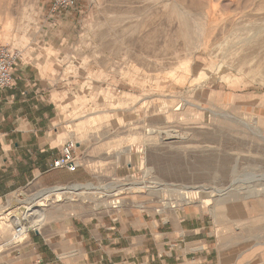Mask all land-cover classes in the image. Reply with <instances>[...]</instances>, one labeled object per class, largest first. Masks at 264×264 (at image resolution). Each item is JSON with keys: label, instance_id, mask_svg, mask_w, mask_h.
Masks as SVG:
<instances>
[{"label": "rangeland", "instance_id": "1", "mask_svg": "<svg viewBox=\"0 0 264 264\" xmlns=\"http://www.w3.org/2000/svg\"><path fill=\"white\" fill-rule=\"evenodd\" d=\"M50 1L0 0V43L59 69L78 164L104 150V170L44 189L69 192L44 201L33 229L75 206L193 209L219 234L220 264H264V0H80L71 27L52 21ZM157 184L203 193L165 207ZM42 191L0 199V264L9 215Z\"/></svg>", "mask_w": 264, "mask_h": 264}, {"label": "crops", "instance_id": "2", "mask_svg": "<svg viewBox=\"0 0 264 264\" xmlns=\"http://www.w3.org/2000/svg\"><path fill=\"white\" fill-rule=\"evenodd\" d=\"M76 8L52 21L71 27L79 15ZM23 56L12 69L13 84L0 88L1 200L29 185L43 193L61 183L92 179L98 162L104 170V150L95 155L86 148L82 155L88 158L75 171L51 168L67 137L76 132L60 117L59 69L55 72L28 52ZM72 208L69 215H52L39 230L8 244L4 264H220L219 234L207 214Z\"/></svg>", "mask_w": 264, "mask_h": 264}, {"label": "bare ground", "instance_id": "3", "mask_svg": "<svg viewBox=\"0 0 264 264\" xmlns=\"http://www.w3.org/2000/svg\"><path fill=\"white\" fill-rule=\"evenodd\" d=\"M186 102L188 103V101ZM164 131L161 133H164ZM167 131L168 130H166V133H168ZM228 188H225V189L223 188L222 190L213 189V190H210V192L208 191L207 194L209 195V197H212L213 195L224 196L226 193H228L231 190L230 188L229 189ZM151 191L162 193V197H163L162 205L165 207L171 203V200H178L184 203L192 202L194 198L198 197L199 194L203 193L202 190H197V188H183V187L174 188L170 185H164V184L155 185ZM262 191H264V188L262 189ZM66 192H69V190H67ZM66 192L64 190H56V191L52 190V191H49L48 193H44L43 196L39 198L38 200L28 203V205L25 206L24 208L22 209L18 208L17 210L14 211V213H11L9 215V220H8L9 225H12V227H14V224H21V226L24 228V231L27 229H31V228H35L39 226L44 216L43 209H42V207L44 206V201L49 200L51 195H53L55 199L59 200L61 199L63 194ZM87 192H88L87 190L81 191L79 194H82V193L84 194ZM72 193H74L73 190H72ZM117 195H118L117 193L114 194V196H117ZM201 201L204 203L203 205L205 206L209 205V199H205ZM112 203L115 204V202L113 201ZM20 237H22V235L18 236V238Z\"/></svg>", "mask_w": 264, "mask_h": 264}, {"label": "built area", "instance_id": "4", "mask_svg": "<svg viewBox=\"0 0 264 264\" xmlns=\"http://www.w3.org/2000/svg\"><path fill=\"white\" fill-rule=\"evenodd\" d=\"M80 0H51L50 14L56 15L71 11ZM19 60V52L12 47L0 43V88L9 87L13 84L12 69ZM75 142L68 140L62 147L59 156L53 160L51 168H65L70 172L76 170L78 163L74 154ZM33 228L24 231L21 224H14L13 234L10 242L12 244L19 243L18 236L22 235L24 238L27 233ZM23 238V239H24Z\"/></svg>", "mask_w": 264, "mask_h": 264}]
</instances>
